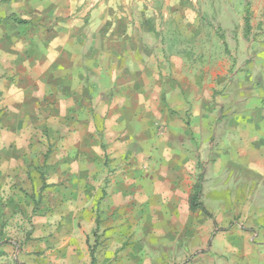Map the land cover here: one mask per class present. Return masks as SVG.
I'll list each match as a JSON object with an SVG mask.
<instances>
[{"label":"crops","instance_id":"1","mask_svg":"<svg viewBox=\"0 0 264 264\" xmlns=\"http://www.w3.org/2000/svg\"><path fill=\"white\" fill-rule=\"evenodd\" d=\"M158 1L169 0H0V17L15 10L32 20L22 30L9 22L0 26V102L8 106L0 132L15 136L11 144L18 149L19 138L30 133L29 147H47L34 162L47 164L55 212L36 222L99 219L110 239L127 227L140 236L125 252L130 264L141 252L149 264H264V41L255 65L261 88L252 95L243 94V85L225 103L202 102L199 88L186 99L184 91L168 87L166 76L148 74L163 61H152L135 39L138 29L159 33L154 20L168 12L156 8ZM45 19L55 20L49 38L38 27ZM24 158L16 157L20 164L28 162ZM109 165L118 167L115 174ZM202 174L214 222L228 221L210 238L202 228L212 232L217 225L202 224L201 208L190 204L195 186L205 182H199ZM233 176L241 183L237 191L229 186ZM94 180L104 184L92 187ZM201 197L202 191L199 203ZM233 211L246 214L243 222L255 214L258 223H229ZM158 222L168 223L166 229L154 228Z\"/></svg>","mask_w":264,"mask_h":264},{"label":"rangeland","instance_id":"2","mask_svg":"<svg viewBox=\"0 0 264 264\" xmlns=\"http://www.w3.org/2000/svg\"><path fill=\"white\" fill-rule=\"evenodd\" d=\"M155 6L161 8L163 13L166 10L168 12V17L154 20L160 26L159 33L149 34L138 29V33L135 34L139 50H148L152 61H163V68L159 62L157 66L154 63V66L148 69L149 75L166 76L168 87L181 89L185 92L183 94L186 99L192 98L195 88H199L202 102L210 100L211 97L214 103L217 101L225 103L227 98L229 100L236 98V95L242 92L244 95L247 93L252 95L255 90L261 88V82H257L255 65L257 47L264 41V0H169L167 3L158 1ZM9 13L24 19L15 10ZM134 19L136 24L142 23L138 16ZM24 20L31 26V16L30 19ZM51 20L45 19L42 21L44 24L38 26L47 38L53 31L49 23L55 20ZM23 27L17 26L20 30ZM85 70L89 81L95 82V69L88 66ZM103 73L107 76L110 72L107 68ZM243 85L245 88L240 92V86ZM7 111L8 106L5 102H0V125ZM30 134L25 135L28 138ZM26 137L19 138L22 147L18 149L11 144L17 140L15 136L0 132V264H118L123 255L125 257L122 262L130 264L125 252L135 248V244L139 243L136 240L140 236L127 227L123 228L118 237L110 239L106 237L104 226L98 227L97 223L36 222L38 217L44 220L49 212H55L50 210L55 208L56 201L48 191L50 185L47 170L45 171L47 164L40 165L34 162L37 158L35 156L42 155L47 151V147L39 145L35 148L29 147L27 142L29 139ZM37 137L39 136L36 133L33 138ZM33 143L35 142H30V145H34ZM41 143L37 141V144ZM16 157H25L28 162L20 164ZM106 169L109 173L115 174L118 167L109 165ZM239 172L237 175L241 176L242 173ZM204 174L210 175L208 170L204 171ZM204 174L201 175L199 182L205 181ZM234 176L229 186L233 184L234 190L237 191L241 188V183L235 181ZM213 182L221 180L218 178ZM252 183L254 181H250L249 190L253 188ZM99 184L102 187L104 181L94 180L91 186L96 187ZM202 185L201 187L198 183L195 186L190 196V204H194L195 207L192 199L198 187H201L202 201L199 203L201 223L213 222L217 225L213 226L212 232L208 227L202 228L205 230L203 235L210 238L223 230L219 224H228V221L214 222L216 216L208 210L209 200L208 195H205L208 181ZM223 192L224 187H219L216 198L221 199ZM57 198H62L63 202L65 196L59 194ZM97 198L93 199H96V205L99 206L100 201ZM233 199L236 200L235 197L232 199L230 197L229 201L233 202ZM155 200L161 201L162 198L159 195ZM231 214L232 221L229 223H241L242 216H246L239 211H233ZM254 215L249 213L248 220L243 223H258L252 220ZM56 219L59 220L58 217ZM152 224L156 229L158 227L166 229L168 223ZM150 250L149 245L147 251ZM151 253L149 256H152ZM92 254L95 256V263H92ZM108 254L112 257H105ZM144 256L147 254L138 253L136 260L131 261L136 264H149L150 261ZM235 259L237 262L241 261L239 254H236Z\"/></svg>","mask_w":264,"mask_h":264},{"label":"trees","instance_id":"3","mask_svg":"<svg viewBox=\"0 0 264 264\" xmlns=\"http://www.w3.org/2000/svg\"><path fill=\"white\" fill-rule=\"evenodd\" d=\"M4 22L12 23L16 27L17 26H28L29 25V22L28 21L19 18L16 14H11L8 17H0V26ZM246 23H247V26L249 28L250 27L249 21H247ZM1 97H2V91L0 90V100H1ZM201 187H198V191L195 193V195L193 197L194 199H192L194 201V203H195V207L193 206L194 204L191 203L193 209H197L199 207L201 208V205L198 202V200H199V193L201 191ZM97 222H98L97 224L99 225L100 224L99 223V219H97ZM92 263H95V256L93 254H92Z\"/></svg>","mask_w":264,"mask_h":264}]
</instances>
